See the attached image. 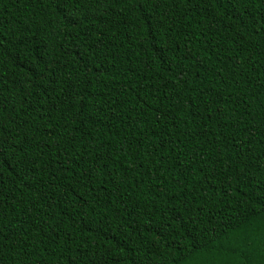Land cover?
I'll list each match as a JSON object with an SVG mask.
<instances>
[{"label": "trees", "instance_id": "1", "mask_svg": "<svg viewBox=\"0 0 264 264\" xmlns=\"http://www.w3.org/2000/svg\"><path fill=\"white\" fill-rule=\"evenodd\" d=\"M264 0H0V264H261Z\"/></svg>", "mask_w": 264, "mask_h": 264}, {"label": "snow or ice", "instance_id": "2", "mask_svg": "<svg viewBox=\"0 0 264 264\" xmlns=\"http://www.w3.org/2000/svg\"><path fill=\"white\" fill-rule=\"evenodd\" d=\"M262 256H264V253H262ZM261 264H264V260L261 261Z\"/></svg>", "mask_w": 264, "mask_h": 264}]
</instances>
